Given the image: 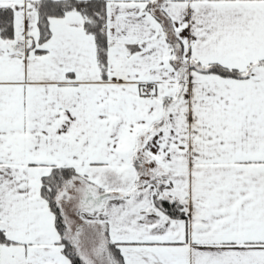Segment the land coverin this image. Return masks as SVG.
Returning a JSON list of instances; mask_svg holds the SVG:
<instances>
[{
  "label": "snow or ice",
  "instance_id": "6c2138e0",
  "mask_svg": "<svg viewBox=\"0 0 264 264\" xmlns=\"http://www.w3.org/2000/svg\"><path fill=\"white\" fill-rule=\"evenodd\" d=\"M0 264H264V0H0Z\"/></svg>",
  "mask_w": 264,
  "mask_h": 264
}]
</instances>
